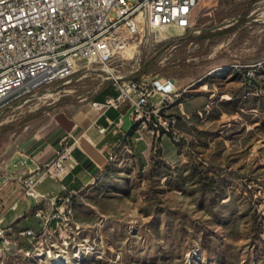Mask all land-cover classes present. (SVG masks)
I'll return each instance as SVG.
<instances>
[{
	"label": "rangeland",
	"instance_id": "1",
	"mask_svg": "<svg viewBox=\"0 0 264 264\" xmlns=\"http://www.w3.org/2000/svg\"><path fill=\"white\" fill-rule=\"evenodd\" d=\"M251 1L201 0L192 28L124 34L130 48L80 60L66 79L0 113V215L10 240L0 236V264H264V0L233 31L201 38L204 28L236 25ZM187 34L161 50L154 71L178 82L181 95L164 109L177 116L175 129L114 153L62 217L50 200L27 196L62 105L115 87L112 74L126 79ZM181 61L190 66L173 68Z\"/></svg>",
	"mask_w": 264,
	"mask_h": 264
},
{
	"label": "built area",
	"instance_id": "2",
	"mask_svg": "<svg viewBox=\"0 0 264 264\" xmlns=\"http://www.w3.org/2000/svg\"><path fill=\"white\" fill-rule=\"evenodd\" d=\"M201 0H0V113L27 100L40 87L66 79L80 60L105 61L115 55L124 34L135 35L146 25L174 24L193 27L192 14ZM118 15L112 17L111 11ZM139 66V65H138ZM118 93L102 101H92L104 115L110 109L129 104L135 125V140L158 139L175 129L178 118L165 114L169 97L181 95L172 76H145L141 80L111 76ZM161 93L156 101L153 96ZM119 125V122L117 123ZM106 127H99L105 132ZM176 139L179 137L175 136ZM71 144L26 181V195L37 203L50 200L54 217L71 211L77 192L63 196L40 193L36 186L46 176L63 182L69 173ZM115 151L109 156H114ZM64 191L68 185L62 184ZM0 215V236L8 243ZM31 233V231H27Z\"/></svg>",
	"mask_w": 264,
	"mask_h": 264
},
{
	"label": "crops",
	"instance_id": "3",
	"mask_svg": "<svg viewBox=\"0 0 264 264\" xmlns=\"http://www.w3.org/2000/svg\"><path fill=\"white\" fill-rule=\"evenodd\" d=\"M172 78L178 85L176 78ZM110 88L115 91L113 94H105L104 88L92 99L83 96L76 101L66 102L56 113L57 122L37 149V166L47 165L68 143L72 145L71 155L66 160L69 173L63 182L50 176L44 177L36 186L40 193L57 197L73 191L80 193L105 174L112 163L109 158L111 152L115 151L118 158L122 151L133 152L139 145L135 140V128L131 130L134 119L128 103L119 109L112 108L104 115H100L93 106L92 101H102L118 93L115 87ZM161 96L160 92H156L153 98L158 101ZM100 126L107 130L100 132ZM63 183L68 185V191H64Z\"/></svg>",
	"mask_w": 264,
	"mask_h": 264
},
{
	"label": "trees",
	"instance_id": "4",
	"mask_svg": "<svg viewBox=\"0 0 264 264\" xmlns=\"http://www.w3.org/2000/svg\"><path fill=\"white\" fill-rule=\"evenodd\" d=\"M257 0H253L250 3V7L247 9V11L244 13V15L239 18V22L236 25H231L229 27L226 28H222V29H217V30H213L214 27H207L204 28V33L201 36L202 39H209L212 38L214 36L220 35V34H225L228 33L230 31H233L237 26H239L240 24H242L243 22L246 21L247 19V15L250 11L251 6H253V4L256 2ZM191 34H187V35H181L178 37L173 38L172 40L168 41L167 43H165L161 49H157L150 57L143 59L140 61L139 66H137L135 69H133L130 74L128 76H126V79H137V80H141L143 77L145 76H159V77H163V76H167L169 75L168 73L162 74V73H155L154 71L158 68V62L160 59V53L161 50H167L169 49L171 46H173L174 44H176L178 41L186 39L188 37H190ZM190 64L186 63L185 61H181L180 63L174 65L173 68L178 69V71L185 69L187 67H189ZM171 76V74L169 75ZM172 77H175L172 75ZM103 92L105 94L107 93H111L113 94L115 91L113 89L110 88V86H107ZM135 128V125L131 128V130Z\"/></svg>",
	"mask_w": 264,
	"mask_h": 264
},
{
	"label": "bare ground",
	"instance_id": "5",
	"mask_svg": "<svg viewBox=\"0 0 264 264\" xmlns=\"http://www.w3.org/2000/svg\"><path fill=\"white\" fill-rule=\"evenodd\" d=\"M164 27H160L159 30L163 29ZM131 45H128L123 38H121L119 41H118V46L117 48L124 50V49H127V48H130ZM180 95H174V97H169L168 99V106L173 103L174 101H176L178 99ZM110 158V161L112 160V156L109 157ZM53 222V221H52ZM51 223V222H50ZM49 223V224H50Z\"/></svg>",
	"mask_w": 264,
	"mask_h": 264
}]
</instances>
